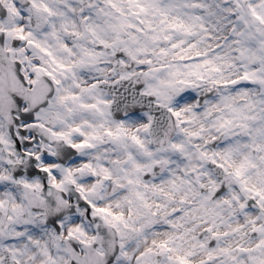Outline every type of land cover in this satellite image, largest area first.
<instances>
[{"label": "snow or ice", "instance_id": "1", "mask_svg": "<svg viewBox=\"0 0 264 264\" xmlns=\"http://www.w3.org/2000/svg\"><path fill=\"white\" fill-rule=\"evenodd\" d=\"M0 264H264V0H0Z\"/></svg>", "mask_w": 264, "mask_h": 264}]
</instances>
